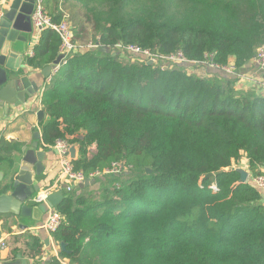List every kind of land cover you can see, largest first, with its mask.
<instances>
[{
  "label": "trees",
  "instance_id": "obj_1",
  "mask_svg": "<svg viewBox=\"0 0 264 264\" xmlns=\"http://www.w3.org/2000/svg\"><path fill=\"white\" fill-rule=\"evenodd\" d=\"M72 7L91 21L93 41L111 51L68 57L40 99L50 118L40 125L43 147H77L72 172L99 173L90 181L102 182L56 207L63 223L53 239L69 251L60 257L71 264H264V192L241 184L235 170L244 164L251 178L264 174V92L239 90L231 75L201 78L186 64L164 68L115 50L191 63L212 55L213 64L241 72L264 47V0H45L53 24ZM73 31L76 44L91 35L82 26ZM61 46L44 29L27 64L51 66ZM18 150L1 138L0 165H11ZM114 165L120 172L105 174ZM6 244L12 261L40 264L44 255L34 235Z\"/></svg>",
  "mask_w": 264,
  "mask_h": 264
},
{
  "label": "water",
  "instance_id": "obj_2",
  "mask_svg": "<svg viewBox=\"0 0 264 264\" xmlns=\"http://www.w3.org/2000/svg\"><path fill=\"white\" fill-rule=\"evenodd\" d=\"M6 3L7 8L4 7ZM5 4L0 6V127L15 109L30 103L29 100L36 94L37 89L32 80L24 75L26 69L23 66L28 57L27 46L35 33L32 23L35 0H6ZM100 50L106 53L111 51L107 47H102ZM64 58L65 56L61 54L51 66L43 69L42 73L46 80L54 75V70L63 63ZM148 64L152 65L153 61H149ZM37 118L39 123L50 120L44 110L37 113ZM34 138L41 139L39 132L34 134ZM37 148L38 144L35 143L34 152H27V148L24 149L25 157L12 181L3 183L4 177L0 173V216H13L25 221L26 224L21 225L23 229L28 225L40 223L45 214L65 199L63 193L58 192L49 195L45 204L33 202V198L41 190L35 180L45 171L43 165L45 153L37 151ZM76 152L75 147L70 149L72 160H76ZM235 170L241 176L240 183L246 184L249 173L242 168ZM147 173H151L150 169H147ZM85 183L93 182L87 180ZM60 247L63 253H69L66 243H62ZM0 264H28V262L19 257L16 261H0Z\"/></svg>",
  "mask_w": 264,
  "mask_h": 264
},
{
  "label": "crops",
  "instance_id": "obj_3",
  "mask_svg": "<svg viewBox=\"0 0 264 264\" xmlns=\"http://www.w3.org/2000/svg\"><path fill=\"white\" fill-rule=\"evenodd\" d=\"M6 0H0V6L5 4ZM8 7L7 3L4 6ZM1 13V12H0ZM41 33L35 31L30 44L27 46L26 55L31 56L33 54L34 47L38 44L39 37ZM23 66L25 67L24 75H27L33 82L36 89V94L29 100L30 103L22 106L21 108L15 109V112L11 114L9 119L5 120L0 127V139L3 138L8 142H14L19 144L20 150L14 151L12 157L9 159L10 162L0 165V173L3 175L4 180L12 181L16 173L19 170V166L25 157L27 152L33 150V145L38 144L37 151L44 152L45 158L43 165L45 166V171L42 176L38 177L35 182L41 187V192H50L51 194L62 192L64 197L67 194L75 193L76 195H81L89 192H96L101 188V183L99 181H94L93 183H73L71 185V192L67 193V186L69 181L62 176V160L55 148H44L42 143V133L40 125L37 118V113L43 110L41 105V95L44 91L49 79H45L43 76V69H34L27 64V59L24 61ZM189 72L195 74L201 78L209 77L216 74V71L203 67L201 65H187ZM242 74L248 79H253L258 82V85L249 80L237 81L236 87L239 90L247 91L249 89H255L259 92H264V71L254 62H249L245 68L241 70ZM55 74V73H54ZM46 121V120H44ZM39 132L41 139L36 140L34 134ZM72 148V147H71ZM76 148V159L79 156V149ZM71 157V154H70ZM242 169L246 170L245 167ZM249 179H251L249 175ZM6 192V191H4ZM264 192V191H263ZM56 211V208L51 209L47 214L44 215L43 220L40 223H36L33 226L28 225L26 229H23L21 225H25V221H21L13 216H0V241L6 242L10 236H24L26 234L34 235L39 237L43 244L44 255L39 261L40 264H54L57 261L59 264H71L68 260L60 257L61 247H59L47 231L43 228L45 222L48 219V215ZM46 242H48L46 244ZM22 259V258H21ZM6 260V261H5ZM23 260V259H22ZM4 262H11V257L9 255V249L4 253Z\"/></svg>",
  "mask_w": 264,
  "mask_h": 264
},
{
  "label": "built area",
  "instance_id": "obj_4",
  "mask_svg": "<svg viewBox=\"0 0 264 264\" xmlns=\"http://www.w3.org/2000/svg\"><path fill=\"white\" fill-rule=\"evenodd\" d=\"M32 23L34 30L39 34L44 29H51L55 31L62 40L61 46V54L65 56L63 63L66 62V59L78 52H85L88 50H97L101 49L103 46L100 43H93L87 46H81L74 42L75 36L73 31V26L67 21V17L60 24H53L51 20L47 17L45 12V0H35V10L32 16ZM115 50L131 53L133 55L139 56L144 60H149L155 62L157 61H165L168 64H186V65H201L206 68H210L217 73L231 75L239 80H249L258 85V82L253 79H248L245 74H242L239 70L236 69L234 65H230L227 67H219L212 63L213 56L210 55L207 59L200 63H191L186 61L181 57V55L171 56V57H161L155 56L149 53L148 51H141L138 48L134 47H125L118 45L115 47ZM32 55V54H31ZM259 67L264 71V47H261L256 57L253 60ZM62 63V64H63ZM61 66V65H60ZM60 66H58L54 73H56ZM264 85V84H263ZM55 150H57L61 160H62V176L69 181V185L67 186V193H70L72 188L71 185L73 183H85L87 180L90 181L91 178H96L100 174H92L90 179H86L82 174H75L72 172V159L70 157V149L71 147L65 141H58L55 145ZM122 167L120 165H114V169L112 171H108L105 174H116L119 173ZM247 183L252 184L254 187L258 188L261 191H264V174L255 178L248 179ZM216 189V188H215ZM50 195V192H41L38 193L34 198L33 202L36 204H45ZM63 223L62 216L57 211H52L48 215V219L45 222L43 228L47 231V233L52 237L53 234L60 228ZM60 247V246H59ZM8 247L6 242L0 241V261L4 262V253L7 251ZM6 261V260H5Z\"/></svg>",
  "mask_w": 264,
  "mask_h": 264
},
{
  "label": "rangeland",
  "instance_id": "obj_5",
  "mask_svg": "<svg viewBox=\"0 0 264 264\" xmlns=\"http://www.w3.org/2000/svg\"><path fill=\"white\" fill-rule=\"evenodd\" d=\"M66 17H67V21L73 25V26H82L84 29H87L89 31V33L91 34L90 36H87L86 38L84 37V40H82L81 42H79V45L81 46H87V45H91L93 43H95L92 39V24L91 21L88 19V17L78 8H71V11H67L66 12ZM117 53V52H116ZM120 52H118L119 54ZM129 57H133V54L129 53ZM154 64L158 63L160 65H162L164 68H166L169 64L166 63L165 61H162V63L157 62V60H154ZM243 79L239 80L242 81ZM244 164H241L240 166L236 167L238 168H243ZM3 192V190L1 191Z\"/></svg>",
  "mask_w": 264,
  "mask_h": 264
}]
</instances>
